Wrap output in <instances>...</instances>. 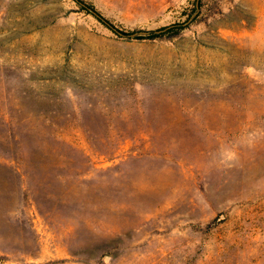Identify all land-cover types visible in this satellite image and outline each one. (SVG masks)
<instances>
[{"label":"rangeland","instance_id":"rangeland-1","mask_svg":"<svg viewBox=\"0 0 264 264\" xmlns=\"http://www.w3.org/2000/svg\"><path fill=\"white\" fill-rule=\"evenodd\" d=\"M82 1L0 0V264H264V0Z\"/></svg>","mask_w":264,"mask_h":264},{"label":"trees","instance_id":"trees-1","mask_svg":"<svg viewBox=\"0 0 264 264\" xmlns=\"http://www.w3.org/2000/svg\"><path fill=\"white\" fill-rule=\"evenodd\" d=\"M84 10H86L89 13H92L94 16H96L101 22H103L106 26H108L109 28H111L112 30L116 31L119 34H122L124 36H133V35H141L142 32H132V33H124V32H118V30H116V28L114 26H112L107 20H105L92 6L86 4L85 2H83L82 0H76ZM199 6L198 4H195L194 7V11L198 10ZM191 18H188V20L184 23V24H174L172 26H170L169 28H161L159 30L156 31H149V32H145L144 34H146L149 38L152 37H160L166 34V32L171 33L172 35H178L181 33V31L184 30L185 26L184 25H188V23H190ZM142 37V36H140Z\"/></svg>","mask_w":264,"mask_h":264},{"label":"water","instance_id":"water-1","mask_svg":"<svg viewBox=\"0 0 264 264\" xmlns=\"http://www.w3.org/2000/svg\"><path fill=\"white\" fill-rule=\"evenodd\" d=\"M117 30V29H116ZM118 32H120L119 30H118Z\"/></svg>","mask_w":264,"mask_h":264}]
</instances>
